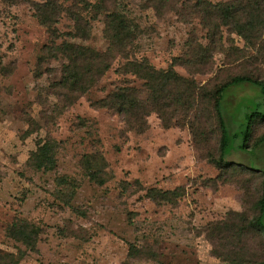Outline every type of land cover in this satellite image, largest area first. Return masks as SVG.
<instances>
[{
  "label": "rangeland",
  "instance_id": "rangeland-1",
  "mask_svg": "<svg viewBox=\"0 0 264 264\" xmlns=\"http://www.w3.org/2000/svg\"><path fill=\"white\" fill-rule=\"evenodd\" d=\"M45 1L0 0V264H233L227 252L264 255V248L251 242L244 249L247 237L232 236L235 229L219 235L235 248L207 231L209 224L231 225L239 219L233 214L251 217L262 185L259 173L246 169L250 158L231 152L230 162L243 164L221 169L219 132L209 136L203 123L205 135L193 138L188 117L164 127L153 113L145 130H130L117 113L98 105L116 86L142 84L120 71L124 60L106 38L105 10L112 12L113 2L134 31L130 58L165 69L183 58L190 41L201 44L209 56L197 68L179 63L174 70L206 92L232 75H249L260 60L261 70L264 40L257 51L225 27L211 39L197 13L185 8L197 0H177L175 9L153 0H55L63 9L79 11L90 31L86 40L66 37L74 31L66 10L58 15L47 10L44 16L60 34L54 40L32 4ZM51 39L113 58L98 83L73 102L58 84L62 59L39 61ZM227 93L231 107L220 104L219 109L229 132L241 128L247 113H264L256 85L244 83ZM254 134H264V122ZM45 141L54 145V165L46 170L30 162ZM87 154L103 156L104 183L85 175ZM260 156L263 161L264 147ZM61 176L72 182L70 189L57 185ZM177 187L183 195L175 205L157 204L147 195L150 189ZM130 246L140 249L136 257H129Z\"/></svg>",
  "mask_w": 264,
  "mask_h": 264
},
{
  "label": "trees",
  "instance_id": "trees-1",
  "mask_svg": "<svg viewBox=\"0 0 264 264\" xmlns=\"http://www.w3.org/2000/svg\"><path fill=\"white\" fill-rule=\"evenodd\" d=\"M153 1H156L155 3L159 5L172 6L175 9L177 0ZM82 3L86 4L87 2L83 1ZM32 4L37 8V17L40 24L46 28L49 36L54 40L60 34L50 19L44 16L43 13L47 10L56 15L66 10L69 19L74 23V31L65 33L64 36L82 40L87 39L90 24L79 11H74L71 7L63 9V6L55 0H46L42 4L32 2ZM183 4H185V1H183ZM113 5L114 2L112 3V12H109V8L105 10L107 12L104 16L106 38L124 60L120 71L124 74L133 75L142 84L140 86H116L105 99L99 101V107L113 110L130 130H145L147 117L155 113L164 127L178 125L179 120L177 117L179 116H181L180 118L188 117L187 124L193 138L205 135L204 130L206 129L209 130V136L218 131V167L221 169L228 167L230 169L231 165L234 168L235 165L243 164L242 162H230L228 155L231 152L241 153L250 158L247 161L248 167L246 169L259 173L262 185L261 197L257 201V206L251 213V217L239 213L233 214L239 219L231 220L233 222L231 225L222 224L223 222L213 223L207 226V231L219 238L222 229L227 232L235 229V233H230L232 236L247 237L246 242L243 243L244 249L247 242L264 248V160L262 161L260 156L261 149L264 147V134H254L256 125L264 122V113L259 111L247 113L241 128L237 132L231 133L227 130L219 109L220 104H223L222 99L227 90L243 83L256 85L264 96V62H262L263 68L261 70V64H258L261 63L260 60L255 64L257 69L254 72H249V75H232L228 80L220 82L219 85L217 84L215 90L206 92L204 86L197 85L193 79H188L174 70L175 64L179 63L195 65L197 68L201 60L205 56H209V53L206 55L201 44L190 41L187 44V50L183 54V58L174 59L165 69L155 68L146 59L130 58L129 46L132 45L135 38L134 31L130 30L128 19L120 15ZM186 7L192 8L197 13V16L203 21L204 26L211 34V39L219 28L225 27L238 34L246 44L253 46V48L256 47L257 51L259 50L260 43L264 40V0H227L217 3L209 0H197V3L185 5ZM182 8L183 6L180 7V9ZM53 39H51L52 44L49 47L45 46L47 51L45 55L39 58V61L44 62L48 57L57 60L62 59L59 60L62 62V69L60 70L58 84L69 91L71 98L69 102H73L98 83L110 69L113 58L106 52L95 50L89 46L72 43L66 39L60 43H55ZM202 123L206 129L203 128L202 130L200 127ZM200 130L202 131L200 132ZM53 157L54 145L49 141H45L32 153L30 162L34 167L46 170L54 165ZM251 160L253 161L251 162ZM83 168L85 175L91 181L102 184L106 180V166L103 156L99 154L85 155ZM70 182L66 176L56 179L57 185H63L66 189H70L72 184ZM182 191L180 187L171 190L150 189L147 190V195L157 204L166 202L175 205L183 195ZM13 235L14 233L10 236L15 237ZM219 239L228 243L227 236L222 235ZM29 244L33 245L34 242H29ZM236 244H239V242ZM227 245H232L233 248L236 247L234 242ZM216 250L218 249L213 250L214 253L221 256V253ZM238 250H241V248H238ZM240 252H227V259L233 264H264V255L255 256L250 253L241 254ZM138 253H140L139 248L130 246L129 257H136ZM4 264L11 263L4 262Z\"/></svg>",
  "mask_w": 264,
  "mask_h": 264
},
{
  "label": "crops",
  "instance_id": "crops-1",
  "mask_svg": "<svg viewBox=\"0 0 264 264\" xmlns=\"http://www.w3.org/2000/svg\"><path fill=\"white\" fill-rule=\"evenodd\" d=\"M243 84H240V85H243ZM246 84H250L251 85V83H246ZM237 86H239V85H237ZM233 87H235V86H233ZM233 87L229 88L227 91L231 90ZM227 96H228V93L227 94L225 93L224 94V98H223V106L224 107L226 106L227 110L229 111V107H231V103L229 102V99H227Z\"/></svg>",
  "mask_w": 264,
  "mask_h": 264
}]
</instances>
